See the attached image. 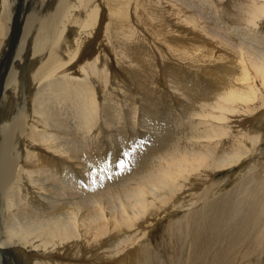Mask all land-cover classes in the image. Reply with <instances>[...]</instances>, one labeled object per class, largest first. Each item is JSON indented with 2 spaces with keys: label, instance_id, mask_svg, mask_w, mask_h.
Returning <instances> with one entry per match:
<instances>
[{
  "label": "bare ground",
  "instance_id": "1",
  "mask_svg": "<svg viewBox=\"0 0 264 264\" xmlns=\"http://www.w3.org/2000/svg\"><path fill=\"white\" fill-rule=\"evenodd\" d=\"M0 98V264H145L140 239L201 199V250L264 264V168L210 183L264 140V0H0Z\"/></svg>",
  "mask_w": 264,
  "mask_h": 264
},
{
  "label": "rangeland",
  "instance_id": "2",
  "mask_svg": "<svg viewBox=\"0 0 264 264\" xmlns=\"http://www.w3.org/2000/svg\"><path fill=\"white\" fill-rule=\"evenodd\" d=\"M188 75H189L188 77L193 78V79L191 78V82H188V84L190 86L192 85V89H194L193 92H195V89L198 91H199V89L202 91H205V90H208L210 88V86H211L210 89H213L215 86V85H211L212 82L208 78H207L208 81L207 80L205 81V78H203V79L199 78V79H201V80H199L197 78V76H198L197 74H193L194 77H193V75H190V74H188ZM195 75H196V78H195ZM179 77L182 78L181 75ZM188 77L186 76L187 79H188ZM199 77H201V76H199ZM210 82H211V84H210ZM194 83L196 85H194ZM197 83H200V84L198 85ZM207 84H209L210 86ZM193 86H195V87H193ZM197 86H198V88L200 86V88L197 89ZM206 86H208V87H206ZM0 101H1V98H0ZM30 103H32V99L29 100L28 105ZM262 115H263V113L260 115H256L255 119H254V123L251 121L250 126H252V124H254L253 128H254L255 132L258 130V133L264 137V116H262ZM134 128L135 127H133V130H135L134 142L136 144H139L137 142L141 141V139L144 138V135H143L144 129L143 130L141 129L142 131H139V130H137V127L135 129ZM135 136H137L139 139H136L137 137H135ZM113 145H114V149H113ZM113 145H112V147L108 148L109 150L113 149V150H110L111 151V153H110L111 158L112 157L114 158V155H115V157L118 155L117 154V148H115V147H118V146H115V145H117V143L116 144L114 143ZM141 147L139 146L138 148L142 151L145 150V148H143V147L141 148ZM128 149H131V148H128ZM114 153H116V154H114ZM122 161L123 160H121V157H118V158L116 157L110 163H112V162H114V164L116 163V165L118 166V169H121V167H120L121 164L123 166H126V164L129 165V162L126 163V162H122ZM255 164H259L262 168H264V140L262 141V144H260V146L258 147V150L255 153V155L250 156L248 159H246V161L242 162L241 164H239L238 166H235L234 168H232L230 170L229 169H221V170H218L215 174H213V179L210 183H211V185H216L215 190H214V194H215L214 196H218V195H222V194L232 192V189L234 190L236 188L235 186H237L239 184V182L242 181V179L247 175L248 171L251 168H253ZM71 167L69 169H71ZM72 168H73V169H71L72 173L78 174L77 170L74 167H72ZM114 171H115V169H114ZM127 172H128V170H127ZM80 181H82V180L80 179ZM76 183L78 185H80V183H78V181ZM82 187H84V185H81L80 190H83ZM178 200H180V199H178ZM203 206H204V203H203V200L201 199V201H199L193 207L192 210L191 209H183L181 211L174 210L172 213H170L166 217L159 219L155 223L153 228L151 230H149V233L147 234V236L140 239V241H141V243H140L141 247L140 248H143L142 249L143 251L142 250L140 251V248H139V252H138L139 254H137L135 262L141 261L142 255H144L145 264H207L208 260H210L211 264H218V258L216 257V254H217V252H219V250H218L219 246L216 247L215 249H212L209 252H203V249L201 250V245H199L200 241H201L200 238L197 237V234L194 232L193 228L190 229L189 228L190 225L187 224V220L189 219L190 214L194 210L195 211L199 210V209L202 210ZM232 229H233V227L230 229V231H232ZM229 237L230 236H228V238ZM16 250L18 251L17 253L23 257L22 262H24V260L27 259L28 263H30V260L32 258L29 255V252L25 247L17 245ZM194 251L196 253L195 255H194ZM244 251L245 250H243V252ZM20 257H17V258L21 259ZM87 257L88 256H85V258H83L84 261H87V263H85V264H119V263L124 264L125 263V259H123V262H122V258H116V259L110 260L107 257H104L100 260L99 257H94L93 260L90 261L89 259H87ZM73 258H75V257H73L71 255L67 256L68 261L74 262Z\"/></svg>",
  "mask_w": 264,
  "mask_h": 264
}]
</instances>
